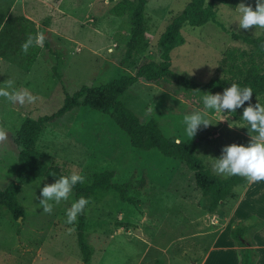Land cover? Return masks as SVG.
<instances>
[{"label": "rangeland", "instance_id": "1", "mask_svg": "<svg viewBox=\"0 0 264 264\" xmlns=\"http://www.w3.org/2000/svg\"><path fill=\"white\" fill-rule=\"evenodd\" d=\"M125 1L132 0H0V87L12 80L15 88L28 89L37 98L21 106L0 97V129L8 135L0 143V190L15 177L18 147L14 136L21 121L55 112L64 95L80 86L103 85L122 75H134L141 64L159 62L158 38L189 0H144L146 46L128 61L124 52L129 12L118 10ZM205 1L212 5L215 23L183 25V43L169 54V70L195 83L225 77L220 68L227 54L250 50L242 37H264V29L244 30L238 25L236 6L243 2L255 9V0ZM37 31L45 34L43 46L34 45L23 53L21 45ZM204 93L164 78L154 83L139 80L121 101L141 124L154 119L163 136L195 142L205 166L215 174L213 158L221 155L222 147L247 145L250 136L241 132L240 123L226 110H208L213 124L188 138L183 117L204 110ZM257 102L264 105V96L251 97L252 105ZM35 147L67 175L78 172L89 182L92 174L112 170L118 182L132 185L127 192L132 203H122L110 192L89 205L87 218L97 223L87 237L92 248L89 264H238V248L228 236L229 229L250 215L264 220L262 181L249 196L255 183L246 180L207 213L192 174L177 159L130 147L124 133L107 117L79 109L56 125L44 127ZM45 184L51 183L35 181L20 187L17 200L22 218L13 219L0 207V264H82L75 224L66 223L73 199L61 201L50 215L44 213L39 198ZM252 240L254 264H264V228Z\"/></svg>", "mask_w": 264, "mask_h": 264}, {"label": "trees", "instance_id": "2", "mask_svg": "<svg viewBox=\"0 0 264 264\" xmlns=\"http://www.w3.org/2000/svg\"><path fill=\"white\" fill-rule=\"evenodd\" d=\"M143 6L144 0L125 1V4L118 6L120 12L126 9L129 12L125 61L141 52L146 46L143 36ZM207 22L215 23V12L211 3H206L205 0H189L180 13L166 25L158 38L159 62L141 64L134 75H122L108 80L103 85L80 86L72 94L64 95L61 106L55 112L35 119L24 118L14 136V142L18 147L15 177L3 190H0V207L11 218H22L23 208L17 200L22 185L35 181L54 183L59 177L67 176L62 167L37 150L35 144L44 127L56 125L79 109L110 119L127 137L130 147L142 151L154 150L165 158L177 159L192 174L194 187L203 197L207 213H212L225 198L231 197L233 189L246 182L245 178L240 176L220 178L213 174L198 154L195 142L188 144L177 141L172 136H163L154 119L141 124L138 117L121 101V96L137 81L154 83L162 78L178 87L210 94L222 93L225 88L236 83L240 87H250L252 96H264V51L260 49V45L264 43L262 36L241 38L250 50L239 52L237 55L227 54L224 59L225 66L220 68L225 77L213 78L205 83H195L190 77L174 74L169 70L170 51L183 43L180 35L181 27L183 25L200 27ZM31 61V58H28V64ZM226 113L239 122L241 132L249 136L247 122L242 119L243 108L236 109L234 112L226 110ZM53 173L54 176H52ZM259 185L260 182L255 183L248 191V195H253ZM131 188L130 182H118L112 170L92 174L89 182L85 180L84 183L74 186L71 194L73 201L80 196L90 201L75 223V243L82 264L90 263L92 248L87 242V237L97 225L96 222L87 218L89 205L105 199L110 192H114L120 202L132 203L133 200L127 196ZM263 227L264 220L256 215H250L231 226L228 236L233 245L238 248V264H254L252 235Z\"/></svg>", "mask_w": 264, "mask_h": 264}, {"label": "clouds", "instance_id": "3", "mask_svg": "<svg viewBox=\"0 0 264 264\" xmlns=\"http://www.w3.org/2000/svg\"><path fill=\"white\" fill-rule=\"evenodd\" d=\"M238 13L239 28L249 30L251 28L264 29V0H255V9L249 4L239 3L236 8ZM46 37L42 31L35 35L29 34L26 41L21 45L23 53L27 54L32 46L42 47ZM264 51V43L260 45ZM252 89L240 87L236 83L225 88L222 93L202 95L203 111H195L183 117L182 124L186 136L192 139L201 127L207 128L210 124L208 110H215L216 113L234 112L236 109L249 102L243 107L242 119L247 122L250 140L247 145L230 144L222 147L221 155L213 158L212 170L215 174L223 177L240 176L249 183L264 181V105L251 104ZM0 97L5 98L9 103L25 104L34 103L37 99L28 89H17L14 81L8 80L0 87ZM8 139L7 133L0 129V143ZM55 174L53 173L52 176ZM85 177L78 172L61 176L54 183L45 184L40 189L39 205L44 213L51 214L56 205L61 201H67L72 190L78 183H84ZM90 203L89 199L80 196L71 203L66 210V223L74 225L79 215ZM74 229H69L71 232Z\"/></svg>", "mask_w": 264, "mask_h": 264}, {"label": "crops", "instance_id": "4", "mask_svg": "<svg viewBox=\"0 0 264 264\" xmlns=\"http://www.w3.org/2000/svg\"><path fill=\"white\" fill-rule=\"evenodd\" d=\"M262 182L264 183V181H262ZM260 186H261V183H260L259 187H260ZM259 187H258V188H259ZM257 190H258V189H257ZM257 190H256V191H257ZM256 191H255V193H256ZM255 193H254V194H255ZM247 194H248V193H247ZM249 196H251V195H249ZM263 228H264V227H263Z\"/></svg>", "mask_w": 264, "mask_h": 264}, {"label": "water", "instance_id": "5", "mask_svg": "<svg viewBox=\"0 0 264 264\" xmlns=\"http://www.w3.org/2000/svg\"><path fill=\"white\" fill-rule=\"evenodd\" d=\"M17 219H20V218H17Z\"/></svg>", "mask_w": 264, "mask_h": 264}]
</instances>
